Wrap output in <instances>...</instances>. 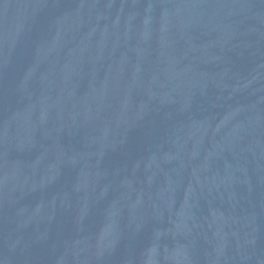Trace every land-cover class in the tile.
<instances>
[{
	"label": "water",
	"instance_id": "1",
	"mask_svg": "<svg viewBox=\"0 0 264 264\" xmlns=\"http://www.w3.org/2000/svg\"><path fill=\"white\" fill-rule=\"evenodd\" d=\"M93 0H0V202L53 101Z\"/></svg>",
	"mask_w": 264,
	"mask_h": 264
}]
</instances>
